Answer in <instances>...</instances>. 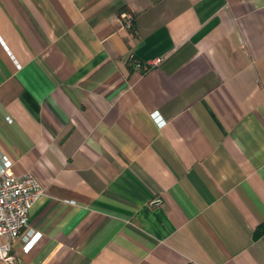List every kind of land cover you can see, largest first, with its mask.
Returning <instances> with one entry per match:
<instances>
[{"label": "crops", "instance_id": "1", "mask_svg": "<svg viewBox=\"0 0 264 264\" xmlns=\"http://www.w3.org/2000/svg\"><path fill=\"white\" fill-rule=\"evenodd\" d=\"M0 164L20 264H264V0H0Z\"/></svg>", "mask_w": 264, "mask_h": 264}, {"label": "built area", "instance_id": "2", "mask_svg": "<svg viewBox=\"0 0 264 264\" xmlns=\"http://www.w3.org/2000/svg\"><path fill=\"white\" fill-rule=\"evenodd\" d=\"M125 17L128 18L126 26L131 27V16L125 14ZM132 62L143 70H148L153 64L133 58ZM45 192V187L33 173L12 174L8 172L7 165L0 164V259L8 264H20L12 252L17 238L22 236L24 248L29 250L42 236L29 228V218L32 208Z\"/></svg>", "mask_w": 264, "mask_h": 264}, {"label": "trees", "instance_id": "3", "mask_svg": "<svg viewBox=\"0 0 264 264\" xmlns=\"http://www.w3.org/2000/svg\"><path fill=\"white\" fill-rule=\"evenodd\" d=\"M262 228H263V230H264V226H263Z\"/></svg>", "mask_w": 264, "mask_h": 264}]
</instances>
